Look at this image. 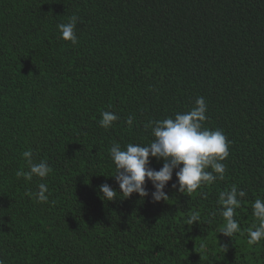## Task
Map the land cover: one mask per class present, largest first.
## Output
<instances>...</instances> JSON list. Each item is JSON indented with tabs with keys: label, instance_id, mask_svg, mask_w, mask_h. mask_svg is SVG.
Segmentation results:
<instances>
[{
	"label": "trees",
	"instance_id": "16d2710c",
	"mask_svg": "<svg viewBox=\"0 0 264 264\" xmlns=\"http://www.w3.org/2000/svg\"><path fill=\"white\" fill-rule=\"evenodd\" d=\"M78 17V44L57 25ZM208 106L231 141L225 179L168 201L120 195L109 149L146 145L149 120ZM119 116L105 130L101 112ZM133 117L129 127L127 118ZM46 159L27 182L22 153ZM159 170L163 161L151 158ZM46 182L47 203L29 196ZM118 192L103 200L99 188ZM247 196L220 233L219 192ZM102 197V198H101ZM264 197V0H0V258L5 264H264L252 202ZM193 213L200 222L186 225ZM212 213H216L215 216ZM201 245L205 247L202 249ZM227 246V251L223 246Z\"/></svg>",
	"mask_w": 264,
	"mask_h": 264
},
{
	"label": "clouds",
	"instance_id": "9594fccd",
	"mask_svg": "<svg viewBox=\"0 0 264 264\" xmlns=\"http://www.w3.org/2000/svg\"><path fill=\"white\" fill-rule=\"evenodd\" d=\"M78 17L70 16L67 23L57 25L61 33V39L70 41L72 45L78 44L76 29ZM207 103L203 96L197 97L195 106L190 110L176 113L174 118L167 117L162 120H149L144 125L145 129H151L154 139L146 145L128 143L124 148L120 143L113 142L109 149L110 158L115 166L114 177L119 185L120 195L125 199L133 193L141 198L147 197L146 181H150L154 191L151 193L153 202L168 201L169 195L165 188L173 179L175 171L176 183L172 185L178 192L192 194L204 185H212L216 181L225 179L227 166L223 161L229 157L231 141L222 130L208 129L203 126L208 119L206 113ZM119 120V116L112 111L101 112L99 126L108 130ZM129 127L133 125V117L126 120ZM27 170H18L16 175L31 182L33 177L40 181H46L53 169L46 159L34 161L33 150L28 149L22 153ZM155 158L163 161L159 170L151 168L150 160ZM36 192H29L37 203H47L51 195L46 182L37 184ZM103 200L113 201L118 192L105 183L99 188ZM247 193L233 184L230 189L219 192L217 204L220 216L224 219V226L220 233L232 238L234 234L242 231L239 220L236 219V210L244 202ZM101 197V198H102ZM252 215L258 223H255L247 231V243L258 245L264 241V197H258L252 202ZM216 213H212L215 216ZM200 215L193 213L187 218L186 225L192 226L200 222ZM205 246L201 245L203 249ZM227 251V246H223ZM0 264H5L0 258Z\"/></svg>",
	"mask_w": 264,
	"mask_h": 264
}]
</instances>
